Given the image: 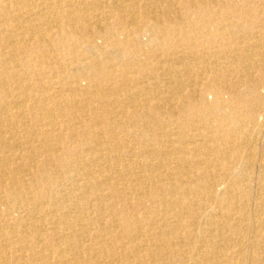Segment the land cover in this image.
I'll return each instance as SVG.
<instances>
[{"label": "bare ground", "instance_id": "obj_1", "mask_svg": "<svg viewBox=\"0 0 264 264\" xmlns=\"http://www.w3.org/2000/svg\"><path fill=\"white\" fill-rule=\"evenodd\" d=\"M262 87L264 0H0V264H264Z\"/></svg>", "mask_w": 264, "mask_h": 264}, {"label": "rangeland", "instance_id": "obj_2", "mask_svg": "<svg viewBox=\"0 0 264 264\" xmlns=\"http://www.w3.org/2000/svg\"><path fill=\"white\" fill-rule=\"evenodd\" d=\"M250 29H246V28H243L244 29V31H245V33H244V36H246V39H249V38H251V35H252V33H251V31L253 30V29H255V26H254V24L253 23H251V26L249 27ZM258 28V27H257ZM256 28V29H257ZM249 36V37H248ZM260 93H261V95L262 96H264V88L262 87V88H260ZM206 97L208 98V99H211L213 96H212V94H210V93H207L206 94ZM259 125L260 126H258L257 128H256V131H254V133H253V139H252V142H253V145H255V146H253V148H254V152H255V155H257V156H255V160L253 161V163H254V167H253V174H254V177H257L258 176V174H259V171H260V167H259V164L261 163L260 161L262 160V162H264V141H263V139H264V110L262 111V116L260 117V120H259ZM262 132V133H261ZM256 134V136H254ZM262 135V136H261ZM262 137V138H261ZM260 138H261V141H259L260 140ZM255 141V142H254ZM258 148V149H257ZM256 149H257V152H256ZM261 149V150H260ZM260 150V151H259ZM263 150V153L261 152ZM262 153V154H260V153ZM260 156V157H259ZM259 158V159H258ZM259 170V171H258Z\"/></svg>", "mask_w": 264, "mask_h": 264}]
</instances>
